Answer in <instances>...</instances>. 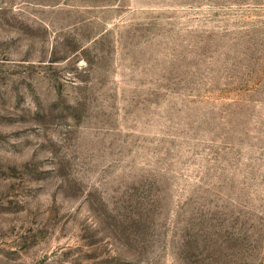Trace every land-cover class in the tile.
Wrapping results in <instances>:
<instances>
[{
    "label": "rangeland",
    "instance_id": "374dc122",
    "mask_svg": "<svg viewBox=\"0 0 264 264\" xmlns=\"http://www.w3.org/2000/svg\"><path fill=\"white\" fill-rule=\"evenodd\" d=\"M0 264H264V0H0Z\"/></svg>",
    "mask_w": 264,
    "mask_h": 264
}]
</instances>
